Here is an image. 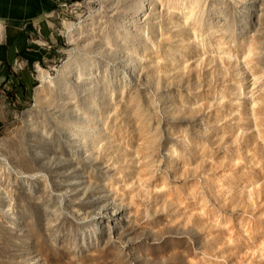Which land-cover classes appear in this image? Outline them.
<instances>
[{
    "label": "rangeland",
    "instance_id": "rangeland-1",
    "mask_svg": "<svg viewBox=\"0 0 264 264\" xmlns=\"http://www.w3.org/2000/svg\"><path fill=\"white\" fill-rule=\"evenodd\" d=\"M127 1L67 0L65 18L48 19L45 62L24 56L39 48L38 27L21 49V34L0 24V46L19 51L0 59L9 77L0 88V264H264V43L247 50L264 36V6L184 0L200 19L193 34L165 3L135 16ZM74 23L81 29L68 33ZM116 30L126 40L112 39ZM106 49L134 64L103 58ZM71 60L105 85L103 133L91 146L99 167L53 156L41 171L18 166L33 140L27 120L48 128L31 112L50 98L38 72L53 76ZM132 65L136 81L127 80ZM37 172L43 187L19 182Z\"/></svg>",
    "mask_w": 264,
    "mask_h": 264
},
{
    "label": "bare ground",
    "instance_id": "bare-ground-1",
    "mask_svg": "<svg viewBox=\"0 0 264 264\" xmlns=\"http://www.w3.org/2000/svg\"><path fill=\"white\" fill-rule=\"evenodd\" d=\"M94 1H96V0H94ZM152 1L153 0H128L126 3L124 2L123 4H125L124 5L125 7L127 6L125 9H127V8H129L130 10L133 9L134 15L138 14V16H139L141 12H142V14H143V12H144V14L147 12V10L149 9V6H151ZM183 1L184 0H157V2H159L160 4L165 3L168 6L167 10L170 9L172 11L171 14L179 18L178 21L181 19L182 23L184 24V29H185L184 31H186V32L189 31V32H192L193 34H195L196 28H199L200 19L195 14L193 15L191 9H189L187 11H185V7H183V9H182V5H184ZM188 1L191 4H195L198 2V0H188ZM221 2L227 7L228 10L238 9L239 11H241V8H245L247 5H253V6H258V7L264 6V0H221ZM165 4H164V6H165ZM140 5H142V6H140ZM106 6L109 8V5H106ZM135 8L136 9L138 8L137 9L138 11H136ZM152 8H154V7H152ZM102 9H101V11H102ZM169 11H167V12H169ZM107 13H109V12H107ZM252 13H251L252 19H255V21H257V19H258L257 14L254 12H252ZM147 15H148V12H147ZM168 15H170V14L168 13ZM148 16H150V15H148ZM126 17H128V16H126ZM141 20H139V21L141 22ZM179 25H181V24H179ZM66 27H67L68 33L72 32L74 30H75V32H77L78 29H81L79 24H75V23H74V25L73 24H67ZM133 27H135V26H133ZM116 28L117 27H115V29ZM152 29H153V27H152ZM111 33H113L115 35L114 36L112 34L113 36L111 37L115 41H116V39H115L116 37H118V39L120 38V40H122V41L124 39L126 40V33L123 30H116L115 33H114V31ZM134 34H132V35H134ZM82 37H83V35H82ZM113 37H115V38H113ZM180 39H181L180 37L179 38H177V37L173 38V40H174L173 43L174 44H178V43L180 44L182 42V40H180ZM260 39L262 40V43H264V36L260 37V38H258V37L257 38H251L249 40V45L247 47L249 56H253V55L257 54L258 48H260V46H262ZM179 41H181V42H179ZM126 42H128V41H126ZM200 42H201V40L197 43H200ZM83 47H84V45H83ZM219 48H221V47H219ZM114 49L113 50L112 49H106L108 51L103 52V58L105 57L106 59L111 60V61H113L114 59H117V56L119 54L116 52H113ZM90 54L92 55V53H90ZM96 54L97 53H95V55ZM130 54H132V53H130ZM130 54H128V56ZM120 55H121V57L125 58V55L127 56V53L125 52V54H120ZM90 57H92V56H90ZM123 58H121V59L118 58L122 64H126V63L127 64H129V63L134 64V61H132V60H128V61L126 60L125 61ZM98 62L100 63V61H98ZM72 64H73L72 60L66 62L65 64L63 63V66H61V68L57 69V71H55V74L53 76H51L49 73H47L45 71L39 70L38 78L40 79L41 86L44 85L45 87L48 88L50 98H48L46 100V102H44L42 105L36 104L34 106V108L31 110V112L33 111L34 113L37 114L38 117L43 118L44 121L48 124V128L42 130V132L38 131L35 128L34 121L31 119L27 120L26 130L28 131L29 136L31 138H33V140L31 141L30 146L27 148V151L24 153L25 157L19 161L16 160V164L18 166H21V163H23L27 169L35 168L36 170L41 171L45 168H49V166H50L49 161L51 160L50 156H53V158H55V159L64 160L66 163H68V165H72V167H75V168L94 167V166L99 167L98 165H96L92 161V159L95 156V153H97V151L94 148H92L91 146H93V144H92L93 142H99L100 141V137L102 136V133H103V126L104 125H103V121H102V112L104 110L103 98L105 97V93H104V89H105L104 86L105 85L102 86L103 83H101V82H103V80L100 82L101 79H99L100 77L98 78V75L96 74L97 73L96 70L94 72L90 70L91 72H93L95 74L91 73L90 71H89L90 73H87L86 71H88V70L80 71V70H77L76 68L73 69ZM73 65H75V64H73ZM107 65H108V63H107ZM87 66L85 68H87ZM70 67L72 69H70ZM81 70H82V66H81ZM134 70H135V65H132V68L130 69V71H128L127 80H129V81L135 80L136 76L134 75V73H136L135 72L136 70L135 71ZM35 103H38V102H35ZM253 111L254 110L252 109V113H253ZM257 115H259V112ZM258 123H259V125H262L264 123V119L262 118V116L261 117L259 116ZM34 144L36 146H33ZM137 147H138V145H137ZM47 148H50V152H48L49 154L46 151ZM62 155H64L68 160ZM2 162L6 163L4 159H2ZM30 172H34V171L32 170ZM72 174H75V173H72ZM18 179H19L20 183H23V181H30V182H33L34 186H38V184L39 185L41 184L40 187L41 186L43 187V185H45V178L39 172L29 173L27 175L19 176ZM57 185L58 184H56L55 186H57ZM59 185H60V187L63 186L62 183ZM60 190H63V188L61 187ZM60 190H57V188H55V191H57V192ZM26 193H27V191H26ZM50 196L55 198L58 195H56L54 193V194H50ZM2 197H5V195ZM36 205L40 206V205H42V202L36 201ZM71 211L73 214H75L77 212L74 209H72ZM105 214H106L105 212L104 213L103 212L97 213V215L99 216L100 219H102L104 217L103 215H105Z\"/></svg>",
    "mask_w": 264,
    "mask_h": 264
},
{
    "label": "crops",
    "instance_id": "crops-1",
    "mask_svg": "<svg viewBox=\"0 0 264 264\" xmlns=\"http://www.w3.org/2000/svg\"><path fill=\"white\" fill-rule=\"evenodd\" d=\"M56 9L57 0H0V24L10 29L14 28L10 30L14 35L21 34V49L25 46V44L23 45L24 42H29L30 32L38 27L37 44L39 48L24 50V56L45 62L52 56L44 41L41 40L52 35L48 19L53 16ZM18 53L16 47L5 48L4 50L6 58H14Z\"/></svg>",
    "mask_w": 264,
    "mask_h": 264
},
{
    "label": "trees",
    "instance_id": "trees-1",
    "mask_svg": "<svg viewBox=\"0 0 264 264\" xmlns=\"http://www.w3.org/2000/svg\"><path fill=\"white\" fill-rule=\"evenodd\" d=\"M0 59L4 60V61H9V60L12 59L11 57L10 58H6L4 56V48L2 46H0ZM8 78L0 77V88H4L5 87V84H7V82H8ZM11 85L15 88L16 91H18L19 89H24V87H25L22 83H20L18 81H17V83L15 81L12 82Z\"/></svg>",
    "mask_w": 264,
    "mask_h": 264
},
{
    "label": "built area",
    "instance_id": "built-area-1",
    "mask_svg": "<svg viewBox=\"0 0 264 264\" xmlns=\"http://www.w3.org/2000/svg\"><path fill=\"white\" fill-rule=\"evenodd\" d=\"M67 0H57V9L55 10V12H53L54 15L57 16V18H59V16L61 15L62 17H64L65 13H61L63 11V9L67 8ZM65 18V17H64ZM65 20V19H64ZM63 20V21H64ZM60 21L62 22V18L60 19Z\"/></svg>",
    "mask_w": 264,
    "mask_h": 264
}]
</instances>
